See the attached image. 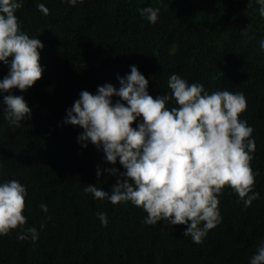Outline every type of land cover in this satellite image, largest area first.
I'll use <instances>...</instances> for the list:
<instances>
[{
	"label": "trees",
	"instance_id": "obj_1",
	"mask_svg": "<svg viewBox=\"0 0 264 264\" xmlns=\"http://www.w3.org/2000/svg\"><path fill=\"white\" fill-rule=\"evenodd\" d=\"M18 2L20 30L44 44L38 49L43 72L26 91L0 92V184L15 179L27 190L26 224L0 235V264H250L264 243V17L258 0ZM39 4L48 8L47 15ZM149 6L160 9L154 24L140 11ZM132 65L149 80L154 98L170 94L173 74L203 84L209 94L245 95L240 119L254 130L250 166L258 173L253 192L260 195L246 207L225 186L218 196L220 222L201 243L183 235L186 225H147L143 207L114 205L84 191L96 185L111 193L120 177L106 170H125L119 161L108 163L90 141L83 146L84 129L64 122L67 110L81 91L95 95L106 83L118 89L117 77L130 74ZM8 72L0 62V80ZM4 95L23 96L31 109L20 127H10L5 118ZM174 106L175 100L166 105ZM98 212L106 214V226ZM31 227L38 240L33 243L30 235L19 240Z\"/></svg>",
	"mask_w": 264,
	"mask_h": 264
},
{
	"label": "clouds",
	"instance_id": "obj_2",
	"mask_svg": "<svg viewBox=\"0 0 264 264\" xmlns=\"http://www.w3.org/2000/svg\"><path fill=\"white\" fill-rule=\"evenodd\" d=\"M71 3L75 5L76 0ZM258 3L264 17V0ZM21 7L18 0H0V62L9 66L8 74L0 80V92L4 93L26 91L43 72L38 49L44 44L20 30L15 12ZM38 9L48 14L44 4ZM140 11L151 23L157 22L159 8L149 6ZM260 48L264 50V41ZM117 78L118 89L106 83L98 86L95 95L81 91L67 110L64 122L84 129L79 136L83 146L86 148L85 142L90 141L102 149L108 163L119 161L125 170H106L120 177L111 193L96 185H87L85 192L114 205L131 202L143 207L147 225L159 221L186 225L183 235L190 236L194 243H201L220 222L218 196L225 186H230L246 207L259 198L260 194L253 192L258 173L250 166L256 150L251 138L254 130L240 119L247 107L242 92L209 94L203 84H189L173 74L168 80L170 94L154 98L148 92L149 80L137 66L132 65L126 77ZM114 96L120 100L113 104ZM171 100L178 106L167 108ZM2 103L10 127H20L21 121L31 118L23 96L4 95ZM138 119L141 122L133 128ZM101 174L98 167L97 176ZM26 195V187L15 179L0 184V235L26 224ZM40 208L47 213L46 204ZM97 215L106 226V214ZM29 235L33 243L39 238L37 229L31 227L18 239L26 240ZM250 264H264V243L258 246Z\"/></svg>",
	"mask_w": 264,
	"mask_h": 264
}]
</instances>
